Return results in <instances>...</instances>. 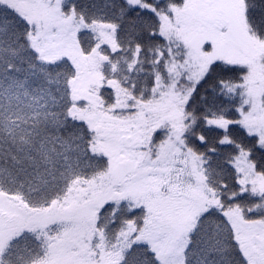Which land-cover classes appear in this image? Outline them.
<instances>
[{"label":"snow or ice","instance_id":"obj_1","mask_svg":"<svg viewBox=\"0 0 264 264\" xmlns=\"http://www.w3.org/2000/svg\"><path fill=\"white\" fill-rule=\"evenodd\" d=\"M0 264H264V0H0Z\"/></svg>","mask_w":264,"mask_h":264}]
</instances>
